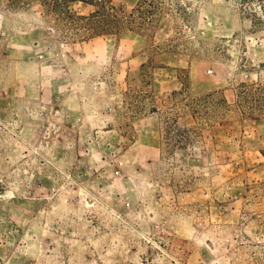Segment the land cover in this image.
Listing matches in <instances>:
<instances>
[{"label": "rangeland", "instance_id": "1", "mask_svg": "<svg viewBox=\"0 0 264 264\" xmlns=\"http://www.w3.org/2000/svg\"><path fill=\"white\" fill-rule=\"evenodd\" d=\"M104 1L0 0V264H264V0Z\"/></svg>", "mask_w": 264, "mask_h": 264}, {"label": "trees", "instance_id": "2", "mask_svg": "<svg viewBox=\"0 0 264 264\" xmlns=\"http://www.w3.org/2000/svg\"><path fill=\"white\" fill-rule=\"evenodd\" d=\"M53 1L60 4V3H65L68 1H72V0H53ZM78 1H83V2H88V3H94L95 1L99 2V5H98L99 7L97 10H94V12H93L94 14L92 16L102 17L108 13V11H106L107 8H106L104 0H78Z\"/></svg>", "mask_w": 264, "mask_h": 264}]
</instances>
